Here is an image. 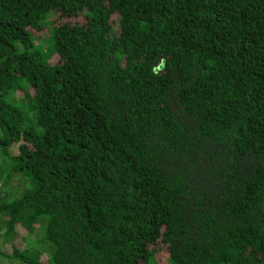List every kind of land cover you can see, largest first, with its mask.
I'll use <instances>...</instances> for the list:
<instances>
[{
  "label": "trees",
  "instance_id": "16d2710c",
  "mask_svg": "<svg viewBox=\"0 0 264 264\" xmlns=\"http://www.w3.org/2000/svg\"><path fill=\"white\" fill-rule=\"evenodd\" d=\"M0 264H264V0H0Z\"/></svg>",
  "mask_w": 264,
  "mask_h": 264
}]
</instances>
